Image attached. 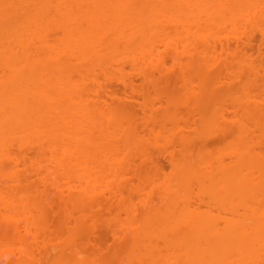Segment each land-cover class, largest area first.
I'll use <instances>...</instances> for the list:
<instances>
[{
  "label": "rangeland",
  "instance_id": "obj_1",
  "mask_svg": "<svg viewBox=\"0 0 264 264\" xmlns=\"http://www.w3.org/2000/svg\"><path fill=\"white\" fill-rule=\"evenodd\" d=\"M137 3L136 6L141 5L147 11L145 20L151 19L149 28L145 30L149 41L147 57L144 54L146 51L142 52L146 58H138L136 61L138 64H134L136 57L140 56L136 55L134 63L130 64L125 61L126 59L115 61L110 58L109 61L107 59L109 57L106 56L104 66L109 70V76L100 73L99 64L94 61L93 55V59L86 57L85 60H68L61 68V74L69 76L67 79L73 81L71 86L75 92L74 98L77 102L75 104H84L83 108L76 107L74 111V106L71 109L76 124H67L72 114L67 118L68 121L64 122L66 126H74L72 132L76 134H74L77 137L76 142L84 141L86 146L84 147L89 148V151H96L101 145L115 153L111 155L110 150V158L108 157L109 160L106 162L104 155L99 153L95 157L89 156L88 160L83 155L79 160L77 155L73 158L74 163L75 161L87 163L88 171L93 172L86 178L91 191L85 190L89 192L86 194L89 196H86L84 204L79 205L81 202L77 204V201L73 203L65 197L62 198L64 194L61 196V192L72 191L74 194L75 187L65 188L67 191L62 189L60 192L59 189H54L51 185L45 186L39 181V177L37 178L32 171L34 168L32 160L37 154L34 149L33 153L29 149L28 155L23 156L24 165L20 163L15 167L11 165L13 162L7 164L11 160L5 161L6 166L15 167L20 173L22 179L14 182L15 188L10 190L13 189L14 192L18 187L17 192H20L18 197H21L25 211H29L28 214L35 217L33 231L37 232L36 239L30 243V254L25 255L22 252L21 254L25 256L20 254L21 258L15 260L13 257L14 262H9L11 264H39L40 257L43 256L46 264H52L59 255L58 250L48 249L53 243L54 245L50 247L56 248L58 245L55 243L60 244L58 247L67 263L70 260L71 264L73 262L112 264L113 258L115 259L114 252L113 255L111 252L112 248H117L118 244L120 247L123 241L130 238L128 232L125 233L128 227L140 224L146 227V229L137 227L139 234L144 232L140 236V243L150 247L146 249L147 251L144 250V253L149 252L146 257L152 259L151 263L182 264L184 257L192 256L194 261L211 264L212 258L207 249H203L205 259L199 255L196 247L187 248L186 243L191 241L185 236V231L194 221H208L222 229L229 219H233L232 222L235 223L241 218L244 220L245 217L238 214L242 211L239 203L241 198L248 200L249 191L247 192L245 187L240 189L236 186H230L231 188L227 190L225 186L226 175L229 173L227 171L232 172L233 166L237 163L234 161L235 151L249 150V155L240 162L239 174L246 177L245 181L253 187L251 188L253 192L249 186L248 189L249 196L259 208L256 212L257 217L259 213L264 215V172H261L264 169V0H137ZM142 22L140 20L141 29L144 26ZM51 30L48 32L53 36ZM137 36H134L135 40ZM116 44H119V51L125 49L124 45L121 46L120 40L116 41ZM130 45L133 50L135 47L147 50L142 45L140 46L142 48H138L133 39ZM116 52L121 55L120 52L126 51L115 50ZM131 65H138L139 71L141 69L145 72L142 71L143 74H140L141 71L138 73V69H135L137 66ZM5 68L0 65V72L5 73ZM50 73L55 75L56 72L52 70ZM117 73H121L122 77L120 78ZM123 73L127 79L131 77L133 91L127 85L129 89L123 85L125 84L121 80ZM96 105L107 111L106 115L95 112L96 120L99 119L103 124L101 132L95 129L90 116L94 113ZM62 122L59 123L65 126ZM61 125L60 133L66 129H62ZM14 142H11L9 149L16 153ZM30 154L34 156L32 160L29 159ZM38 157L41 159H35L37 162L40 160L45 162L48 155H37ZM173 163H179L184 168L181 176H177ZM18 172L16 174H19ZM10 185L12 186L11 183ZM10 185L7 186L11 187ZM225 190L231 192L226 193ZM85 191L84 193H88ZM45 192L49 195L47 196ZM77 192L75 188V194ZM82 193L83 191L81 195ZM34 197L38 198V202L36 200L35 203H40L37 204L40 205V210L36 209V205H31ZM45 197L47 198L43 199ZM75 197H78V194ZM14 198L13 196L12 199ZM225 199L233 200L236 204L238 202L236 207L239 212L230 214L218 208L220 204L228 206L230 202ZM19 200L17 202H20ZM245 200L243 202H246ZM145 217L148 218L146 221ZM261 219L258 222H261ZM242 220L239 222L241 227L244 226ZM247 220L245 219L244 223ZM114 227L122 229L120 231L127 228L125 232L123 231L126 234V237L123 236L125 238L122 240L116 238L118 244H115L113 236L118 230L116 229V232L114 230L113 233ZM235 227L237 228V225ZM121 235L123 234L119 237ZM128 241L126 243L129 245ZM251 241L253 242L248 240L249 243ZM256 242L253 243L255 246ZM124 244L121 246L122 250L120 248L119 250L123 261H126L125 255L130 252V246L128 248ZM27 245L29 246L28 243ZM137 245L136 243L133 245L137 247L134 249L141 255L143 246L140 249ZM260 247L263 249L264 244ZM258 250L256 247L257 252ZM257 252L253 251V255H257ZM232 253L230 258L228 257L232 260L229 264H233L238 258L241 261L239 256L236 258L234 252ZM132 254L134 255L133 252ZM226 254L229 255V252ZM131 257L134 259L131 258V263L142 264L138 262V257ZM250 257L252 259V255ZM144 259L146 260V258L140 260Z\"/></svg>",
  "mask_w": 264,
  "mask_h": 264
},
{
  "label": "bare ground",
  "instance_id": "obj_2",
  "mask_svg": "<svg viewBox=\"0 0 264 264\" xmlns=\"http://www.w3.org/2000/svg\"><path fill=\"white\" fill-rule=\"evenodd\" d=\"M136 4H138L137 0H0V65L2 66V68L5 67L7 68V69L5 68V70L3 69L5 73L0 72V264H8L11 261L14 262L15 259H20L21 255L22 256H25L27 254L29 255L30 246H31L30 243L34 241L37 237L36 236L37 232L35 233V230L33 231V228L36 223L35 219L33 220V218L35 217L31 216V214L29 215L28 214L29 211L28 212L25 211V208L22 205L23 201L21 197H18L20 196L19 194L20 192L19 193L17 192L19 190L17 189L18 187H16V191L14 190V192L13 189L10 190L11 188H15L13 184L16 183L14 182H18L20 181V179H22L19 176L20 173L17 171L15 167H17L18 164L20 163L22 164L25 161V159H23V156L28 155L27 151H30L29 149H31L32 153H33V149L37 153V154L34 153L36 155L35 158L34 156H31V154L29 156L30 158L29 157L27 158L31 160L34 158V160H32L33 162L32 167H34L32 171H34L35 176L37 175V178L39 177L38 178L40 179L39 181H41L45 186L47 185L49 187L53 186L54 189L55 188L59 189L60 192L62 189L66 190L65 188L68 189L71 187L73 188L75 187L76 192L77 191L79 192V190L81 192L83 191L82 195L81 192H79L80 195L78 192L75 194V188L73 189L74 194H72L71 190H70L71 192L68 191V193L67 192L65 193V191L60 193L61 196L62 194H64L65 196L63 195L62 198L65 197V199L68 201L71 200V202L73 203H76L77 201V204L81 202V204L79 203V205H83L84 204L83 202H85L84 201L85 198H87L86 196H89L86 194H89L88 191L91 189V187L89 182L86 180V178L89 175H91L93 172L88 171L89 169H87L88 168L87 163H79V161H75L74 163L73 158L77 155L76 157H78L79 160L83 155L84 157L87 158L86 160H88L89 156L95 157L98 156L99 154H103L105 162L106 160L107 161L109 160L110 158L109 153L111 154L110 150L112 151V149L105 148L104 146L99 145L97 147V149L98 148L99 149L98 150L96 149L97 151L96 153V151H89L90 150L89 148H85L86 146L84 144V141L83 143L82 140L80 142H76L75 139L77 138L75 137L76 134L75 132L74 133L72 132V130L75 129L73 125L76 124L75 122L76 119L74 118V113L71 109H73L74 106H75L73 109L74 111L76 110V107L83 108L84 106L82 105L84 104L83 103L80 104L78 103L79 105L75 104L77 102H75V98H74L75 92L73 91L74 88L72 87L73 81L67 79L69 78V76L65 77V75L61 74V68L68 60L71 59L85 60L89 57L92 58L93 56H95L93 58L95 59L94 61H97L96 62L97 65L99 64L98 65L100 68L99 70L101 71L99 72L103 73V75L105 76H109L110 72L104 66V64L106 63L104 58L109 57L107 58L109 61H111L110 58L114 59L115 61H118L120 59L123 60L126 59L125 61H128V63L130 64H133L134 59L136 58L137 59L135 60V62L138 60V58L141 57L146 58L149 41L147 40L148 36L146 35L147 33L145 34V32L147 31L146 29L149 28L148 25L149 22L151 23V19L145 20L146 19L145 12L147 11L145 10L144 7H141V5H137L138 6L137 7ZM140 20L141 22L143 21L142 25H144L142 29L140 27L141 24ZM154 20L155 18L153 17V21ZM51 28L53 30H51ZM49 29L51 30L52 33L50 34L53 36L55 34L56 36L54 37L50 36L48 32L50 31ZM55 29L58 32H56ZM52 31L55 33L53 34ZM138 34H140V36ZM143 34H145L146 37H144L145 35ZM135 35L136 36L138 35L140 37V38L138 36L136 37L137 41L135 40L134 37ZM132 39L133 41H135L137 45L139 44V42L141 43L144 42L143 44L140 43V45H138V48H142L144 46L143 48H146L147 50L137 49L136 47H135L136 50L135 49L133 50L132 45H130ZM118 40H120L121 46L124 45L123 48H125V49H120V51L121 50L126 52L129 51L128 53L131 52L132 53L126 54V52L125 53L120 52L118 49L119 44L118 45L116 44V41ZM141 45L142 47H140ZM97 48L98 49L100 48L99 49L100 52L98 51ZM131 49L134 51V53L137 51V53L139 52V54L135 53V55H133L134 53L133 51H131ZM108 50H109V54H108ZM115 50L116 51L118 50V52L122 54L121 55L119 54L120 55L119 56L117 52L115 53ZM144 51H146L144 53L146 54V57L142 53ZM111 53H114L115 55ZM140 53H142L143 56H141ZM136 55H140V56L136 57ZM116 56H118V58H116ZM134 64H138V63L136 62ZM131 66L132 67L137 66V68L135 69H138V73L141 71L140 74H143L142 71L144 70L140 69L139 71L138 65L136 66L131 65ZM52 70L56 72L55 75L54 73L52 74L50 73ZM122 72L123 71H121V73ZM121 73H117V74L120 76ZM124 75L125 74L123 73V79H121L122 82L125 83L123 85H125V87L128 86L130 90L133 91L134 87L131 77L127 79V77ZM146 76L147 74H145L144 77ZM121 77L122 76H120V78ZM124 77H126V79ZM120 78L118 79L120 80ZM68 82H70L69 83L70 85L68 84ZM73 101L75 105L73 104ZM77 111L79 112L78 109ZM91 112L93 113V111ZM95 112L102 113L103 115L107 114V111L101 109L98 105H96L94 108V113H93L94 115ZM85 113H86L85 115L88 117L87 112ZM71 114L73 115V117ZM93 114H91L90 116L93 120L94 127L97 131L101 132L103 129L102 128L103 124L99 119L96 120L97 115L93 116ZM70 115L72 117V118L70 117V119H72L71 121L75 120L72 123L70 119H68L70 123L67 120V118H69ZM64 119H66V121ZM59 122L60 123L62 122V124H64L65 126L61 125ZM64 122L65 123L67 122V124H73L71 126L73 129L69 125L66 126ZM60 125L62 126L61 127L62 129L66 128L65 131L63 129L61 132V133L63 132L66 133V135H63L64 133L63 134L60 133L61 131L59 130ZM70 129L71 131H69ZM62 135L64 136L62 137L63 140L61 138ZM13 141H15L14 145L16 146L17 149L16 153L12 152L9 149V146L13 143ZM27 146H29L30 148ZM88 152L89 153L93 152V153L89 155ZM235 152L236 153H234L235 154L234 161H236L237 163L236 165L233 166L232 172L227 171L229 173H227L226 175L225 186L227 190L231 188L230 186L233 187L236 186L240 189H244L245 187L247 192L249 191L247 199L249 200L250 198L251 201L245 200V198L244 199L241 198L240 199L241 202L240 200H238L240 202L239 204L242 206L241 207L242 211L240 213H238L239 212L237 209L238 207H236L238 205V202L237 204L236 202L233 203V200L230 199L229 200L225 199L226 201L230 202L229 204L227 203L228 204L227 207L222 206L219 203L220 205H218V208L230 214H234V213L241 214L243 215L242 217L245 218L244 220H242V218L240 220H237L238 224L232 222L233 219L231 220L229 219L226 225L224 226L225 228L223 227L222 229H219L214 224L208 221L201 220L197 222L195 221L192 222L189 228L187 227L188 229H186L185 231V236H188L187 238L191 241L189 243H186L187 248L188 247L190 248L191 246L196 247L199 251V255L201 257L204 256L203 258L206 257L203 254L205 253L203 252V249H207L208 253L210 254L209 256L212 258V260L210 261L211 264L214 262V260L217 261V259L218 261L217 262L215 261L213 264L216 263L229 264L232 261L229 260L230 258L229 256L231 255L234 256L232 252H234L236 258L239 256L241 260L239 261L238 258L237 260H235V262H233V264L236 263L242 264L241 262H243V264H249L250 261L252 262L254 259L255 261H253L250 264H255V263L261 264V262L264 264V248L262 249V247H260L263 246L264 244V241H262L264 240V229H262L264 228V224H263L264 215H261L262 213H259L257 217L256 212L257 210H259V208L255 206V203L251 199L252 197L249 196L250 194L249 189L251 188L253 189V187L250 186L249 182L245 181L246 177L241 176L239 174L241 171L240 162L244 159V157H247L249 155V150H243L238 152L235 151ZM86 153L88 154V156ZM105 154H107V157ZM113 154L115 153H113L112 151L111 155ZM37 155L38 156L48 155V157L46 158L47 161L44 162L43 160H40L39 162H37V160L41 159L39 157L37 158ZM8 159L11 160V162L10 163L8 162L7 164H11L13 162V164L11 165L15 166L14 168L12 166H8V165L6 166V162L8 161ZM24 164L25 163H23V165ZM75 166L77 167V169H75ZM173 166L176 169L177 176H181L184 172V168L181 167L179 163H173ZM6 167L9 169H7ZM79 168L81 170V173ZM15 171H17L19 174H16L17 172ZM24 171H26V169ZM87 171L89 172V174L87 173ZM261 172H264V169H262ZM78 173H80V175ZM8 182H10L12 186ZM7 185H10L11 187ZM241 185L243 186V188H241L242 187ZM248 186L250 187L249 189ZM88 187H90V189ZM8 190H10L11 192ZM59 190L56 191L59 192ZM84 191L88 193H84ZM46 192L45 194L47 195ZM225 192L229 193L231 191L227 192L225 190ZM14 194H16L17 196H15ZM77 194L78 197H75V195L77 196ZM13 196L15 197L14 199H12ZM46 198L47 197L43 199ZM29 199H32V197L31 198L29 197ZM17 200H19L21 203L17 202ZM36 200L38 202V198L37 199L35 198L33 199L31 205L33 206L36 205L35 206L36 209L39 208L40 210L39 207L40 205H37L40 203L36 204L35 203ZM244 200L246 202H243ZM18 209L21 212L18 211ZM25 212L27 213L25 214ZM253 215H255L256 218L253 217ZM258 218L259 219L262 218L260 220L262 223L258 222L259 220ZM146 219L148 218L145 217L144 221H146ZM245 219L248 220L244 223ZM241 220L244 224V226L242 227L239 226L240 225L239 222H241ZM248 221L250 222L252 221V222L249 223ZM143 225L140 224V226L139 225L131 226L128 227L129 228L128 230H126L127 228H123L124 229L123 231L125 232L126 230L125 233L128 232L129 234L128 236H130V238L127 236L130 240L127 238L125 242L123 241L124 243H126V241L129 240L128 241L129 245L127 243L124 244L122 242L124 245H127L128 248L130 246L129 249L130 252L126 253L127 256L125 255V260L127 261V263H125L126 261H123L124 259L122 258V256H120L123 244L121 243L122 247L121 246L119 247L120 244H118V241L116 239L118 237L119 239L121 238L122 240L123 238L126 237L125 236L126 234H124L123 231H120L122 229L119 230L115 227L112 229V232L114 230L115 232L118 230L120 232L117 231L116 233H119V235L123 234L119 237L118 234L116 235V233L114 232H113L114 234L112 233L115 239V244L116 243L118 244L117 245L118 251L117 248L114 247L116 246L115 244L113 246L114 248H112L115 251L111 249L112 255L113 252L115 254V256L113 255V257H115V259L113 258V261L114 260L115 261L113 262L111 260L112 264H120L121 262L123 264H134L131 263L133 259L131 256H133L134 258L138 257V262H142V264L144 261L148 263L153 262L151 258L146 257L149 255V252L148 254L144 253V250L149 249L150 247L148 248V246H145L140 243V239H141L140 236H142L141 234H143L144 232L139 234L138 230L144 229L145 226ZM235 225H237V228L235 227ZM261 225H263V227ZM258 226H261L260 227L261 229L258 228ZM137 227L140 228L138 229ZM250 227H252V229ZM135 228L137 231H135ZM217 228L219 230H217ZM235 228L236 230H234ZM246 228H248V230ZM20 229H22L21 231L23 232H21ZM260 232L263 233L260 234ZM168 233H166V235H169ZM135 234L136 236L134 237L133 235ZM259 238H262V240L261 239L259 240ZM248 240H253V242L251 241L249 243ZM255 240L257 242L260 241V243H257ZM255 242L257 244L256 246L254 245ZM27 243L29 244V246L27 245ZM133 243L134 244L136 243V245L138 243L137 246L140 247V249L141 246H143V249L141 250L142 253H144L143 254L144 256H142V253L141 255L140 253L137 254L136 252L137 250L134 249L137 247L133 246L134 245ZM190 243L192 245H189ZM197 243L200 244L198 245ZM53 245L54 243L50 244V246ZM55 245L60 246V244L58 243H55ZM25 246H27V248ZM50 246H48L49 247L48 249L52 248L53 250L56 249L59 251L58 252L59 255H57L58 259L56 257L57 261L55 259L53 260L55 264H59V263L64 264V262L65 264L70 263V260H68L69 263H67V260H65L66 258L64 259V257H62L64 255H61V251L59 249L60 247L55 246L56 248H53ZM256 247L257 250L259 248L261 249L258 250L257 252ZM119 248L121 250H119ZM131 248L134 250H132ZM227 249L228 251H226ZM238 249L239 251H236ZM27 250L29 251V253H26ZM250 250L251 252H249ZM253 251L257 252L256 254L259 255L258 257L260 260L257 259V255L255 256L253 255ZM22 252L25 255L21 254ZM132 252L134 253V255L135 254L136 255L134 256ZM225 252L226 253L229 252V255H227ZM235 252H237L238 254ZM225 255H227V257ZM251 255H252V259L250 257ZM118 256H120V258H118ZM13 257L14 260H12ZM189 257L188 256L184 257L183 261H181L184 262L182 264L185 263L202 264L199 262V260L194 261V258H192V256ZM23 258L24 257H22V259ZM141 258H146V260L144 259L142 261L140 260ZM224 258H226V260ZM40 259L41 260L39 262L41 264H46L44 262L46 261L45 256L40 257ZM242 259H244V261ZM221 260L222 261L224 260V262H220ZM165 263L161 262V264H165Z\"/></svg>",
  "mask_w": 264,
  "mask_h": 264
}]
</instances>
